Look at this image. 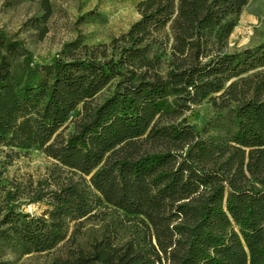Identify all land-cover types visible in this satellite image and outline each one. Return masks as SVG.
Masks as SVG:
<instances>
[{
    "label": "trees",
    "instance_id": "16d2710c",
    "mask_svg": "<svg viewBox=\"0 0 264 264\" xmlns=\"http://www.w3.org/2000/svg\"><path fill=\"white\" fill-rule=\"evenodd\" d=\"M248 1L140 0L126 32L47 63L0 31V149L52 160L0 182V264L66 241L49 264H264V42L227 50ZM206 98L229 110L212 136L186 116Z\"/></svg>",
    "mask_w": 264,
    "mask_h": 264
},
{
    "label": "rangeland",
    "instance_id": "374dc122",
    "mask_svg": "<svg viewBox=\"0 0 264 264\" xmlns=\"http://www.w3.org/2000/svg\"><path fill=\"white\" fill-rule=\"evenodd\" d=\"M138 1L140 0H50L51 13L45 22H40V26L44 28L41 35L34 25L42 15L37 0H0V31L8 37L20 39L31 54L33 62L47 63L67 55L63 54L66 44L74 42L79 46H93L108 43L126 32L140 18L136 8ZM262 42L264 0H249L227 39V50L237 52L254 49ZM73 54L83 56L79 47ZM228 114V108L221 110L206 98L186 116L189 123L196 124L198 129L205 127L206 136H212L221 131L219 126ZM8 151L6 148L0 149V182L8 187L12 182L41 178L52 165V160L37 148L14 150L11 154ZM20 209L39 215L45 208L39 203H25ZM85 226L78 242H86L91 235L92 226L96 227L93 222ZM69 245L70 242L66 241L51 252L23 256L7 250L4 259L10 261V264H49L53 257L65 252Z\"/></svg>",
    "mask_w": 264,
    "mask_h": 264
}]
</instances>
